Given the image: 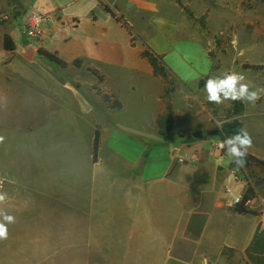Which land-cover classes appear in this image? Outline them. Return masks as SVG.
<instances>
[{
  "label": "crops",
  "instance_id": "1",
  "mask_svg": "<svg viewBox=\"0 0 264 264\" xmlns=\"http://www.w3.org/2000/svg\"><path fill=\"white\" fill-rule=\"evenodd\" d=\"M101 1L135 40L98 0H0V182L52 208L31 204L30 222L47 230L30 238L82 239L89 257L109 262L88 264H264V197L246 203L257 215L239 214L233 203L247 186L264 192V181L243 172L237 180L226 151L183 137L169 144L185 129L160 127L166 103L144 89L145 75L157 77L136 43L184 84L210 72L205 51L178 35L166 0ZM27 10L44 15L40 41L17 30ZM5 35L13 51L4 49ZM40 47L66 67L41 57ZM96 86L121 108L110 109ZM11 112L19 118L5 119ZM239 123L252 137L248 153L264 160V105L245 107Z\"/></svg>",
  "mask_w": 264,
  "mask_h": 264
},
{
  "label": "rangeland",
  "instance_id": "2",
  "mask_svg": "<svg viewBox=\"0 0 264 264\" xmlns=\"http://www.w3.org/2000/svg\"><path fill=\"white\" fill-rule=\"evenodd\" d=\"M167 12L178 20V35L197 41L205 51V59L210 66V72L189 84L180 82L164 66L162 56L154 53L143 43H136L143 51L150 55L146 58L155 75L150 80L145 75L144 89L160 94L165 101L164 115L160 114V127L169 125L184 126L183 135L169 138L171 146H180L181 137L199 142L205 149L210 150L213 144L223 140L222 129L217 122H238L245 107L257 104L264 105V94L254 104L241 101H225L223 104H211L207 101L204 84L209 77L222 76L226 72H239L246 77L250 86L264 87V70L248 68L252 65L264 66V0H166ZM25 12V11H24ZM24 12L22 14H24ZM17 30L21 32V22L17 23ZM133 31V30H132ZM136 39V35L133 32ZM154 60V64L150 60ZM108 76L115 70L105 71ZM127 83H129V80ZM154 105L144 109V115H151ZM20 115L9 113L5 119L16 120ZM197 131L202 137H194ZM171 140V142H170ZM259 141V140H258ZM180 155L183 153H174ZM246 176L254 179V183L264 181V170L252 165L247 168ZM237 180H242L237 176ZM258 201L264 197V192L256 191L254 186H247L245 193ZM0 193L6 194V200L0 204V213H7L15 218V222L8 225L7 239L0 240V264H88L93 262L109 263L101 257H89L86 249L81 247L82 239H55L38 237L40 232L47 230V225L31 223L29 214L31 204L35 209H51L47 201L33 198L29 193L13 185L0 182ZM259 194V195H258ZM261 194V195H260ZM263 195V196H262ZM27 198V200H25ZM52 207V206H51ZM257 210L261 207H257ZM2 219V215H0ZM38 220V219H37ZM52 228L54 225H50ZM75 243V245L73 244ZM93 256V255H92ZM112 260V259H111Z\"/></svg>",
  "mask_w": 264,
  "mask_h": 264
},
{
  "label": "clouds",
  "instance_id": "3",
  "mask_svg": "<svg viewBox=\"0 0 264 264\" xmlns=\"http://www.w3.org/2000/svg\"><path fill=\"white\" fill-rule=\"evenodd\" d=\"M207 101L211 104H223L225 101H241L254 105L264 94V87L250 86L246 77L239 72H226L222 76L209 77L204 84ZM224 122H217L222 129ZM232 158L234 171L244 168L249 149L252 147V137L248 131L241 128L236 133L226 136L217 146ZM6 200V194L0 193V204ZM0 240L7 239L8 225L15 218L7 213H0Z\"/></svg>",
  "mask_w": 264,
  "mask_h": 264
},
{
  "label": "trees",
  "instance_id": "4",
  "mask_svg": "<svg viewBox=\"0 0 264 264\" xmlns=\"http://www.w3.org/2000/svg\"><path fill=\"white\" fill-rule=\"evenodd\" d=\"M98 1L102 5L103 9L106 12H108L113 19H115L118 23H120L122 27L126 28L128 33L132 36V39L135 40L132 28L128 25V23L126 22L124 17L122 15H118V13L113 8L104 4L101 0H98ZM3 46H4V49L6 51H13L15 49L14 42L8 35L4 36ZM38 54L41 57L49 60L50 62H53L55 64L60 65L61 67H66V65H67L66 62L62 58L59 57L57 52H51V51H48L47 49H45L43 47H40L38 49ZM143 56L147 57V58L150 57V55L147 53V51H143ZM150 60L154 64V60L151 58H150ZM76 64L78 65L79 61H76ZM248 68H251L254 70H264L263 65H252ZM89 71L98 77L99 82L103 81L104 77L102 75H100L97 70L89 69ZM95 90H96V93L101 97L102 101L110 109L117 110V109L121 108V103L117 99H112V97L110 95L101 91V89L97 86L95 87ZM240 129H241V124L238 122L225 124L222 127L221 136L224 139L226 136L232 135V134L236 133L237 131H239ZM99 145H100V133H99V130L96 129L95 135H94V140H93V160L97 159ZM233 165L234 164L231 163V166H233ZM252 165L260 167L264 170V160L248 153L245 166L247 167V166H252ZM250 199H251V197H249L248 193L246 192L245 195L243 196L242 201L240 203L235 204L236 212H238L239 214L257 215L258 212L256 210H251V209L246 207V203Z\"/></svg>",
  "mask_w": 264,
  "mask_h": 264
},
{
  "label": "built area",
  "instance_id": "5",
  "mask_svg": "<svg viewBox=\"0 0 264 264\" xmlns=\"http://www.w3.org/2000/svg\"><path fill=\"white\" fill-rule=\"evenodd\" d=\"M43 22H44V15L31 10L25 11L22 16V23H21L22 26L21 30L23 32V35L29 40L40 41L43 35ZM221 140L222 139L214 143L213 148L218 150L221 154H223V151L225 150H221L217 147ZM179 161H182V159L180 158ZM230 169L235 177L240 176L242 174V169H240L239 171L233 170L234 165L231 166ZM242 199L243 198L241 194H236L233 197V203L234 204L240 203Z\"/></svg>",
  "mask_w": 264,
  "mask_h": 264
},
{
  "label": "water",
  "instance_id": "6",
  "mask_svg": "<svg viewBox=\"0 0 264 264\" xmlns=\"http://www.w3.org/2000/svg\"><path fill=\"white\" fill-rule=\"evenodd\" d=\"M194 137H197V138H201L202 137V132L201 131H197L193 134Z\"/></svg>",
  "mask_w": 264,
  "mask_h": 264
}]
</instances>
